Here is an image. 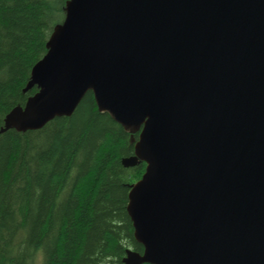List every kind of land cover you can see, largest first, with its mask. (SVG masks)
I'll return each mask as SVG.
<instances>
[{"label": "water", "instance_id": "water-1", "mask_svg": "<svg viewBox=\"0 0 264 264\" xmlns=\"http://www.w3.org/2000/svg\"><path fill=\"white\" fill-rule=\"evenodd\" d=\"M47 49L1 132L92 92L139 134L123 264H264V0H69Z\"/></svg>", "mask_w": 264, "mask_h": 264}, {"label": "trees", "instance_id": "trees-1", "mask_svg": "<svg viewBox=\"0 0 264 264\" xmlns=\"http://www.w3.org/2000/svg\"><path fill=\"white\" fill-rule=\"evenodd\" d=\"M69 0H0V264H123L143 253L127 212L146 171L126 168L139 134L99 112L88 92L71 117L36 131L6 127L8 114L38 92L27 89Z\"/></svg>", "mask_w": 264, "mask_h": 264}, {"label": "rangeland", "instance_id": "rangeland-1", "mask_svg": "<svg viewBox=\"0 0 264 264\" xmlns=\"http://www.w3.org/2000/svg\"><path fill=\"white\" fill-rule=\"evenodd\" d=\"M30 264H43V255L41 251L36 253V256Z\"/></svg>", "mask_w": 264, "mask_h": 264}]
</instances>
